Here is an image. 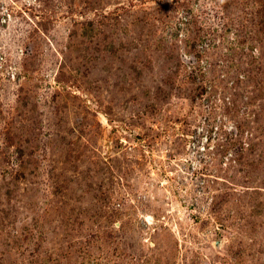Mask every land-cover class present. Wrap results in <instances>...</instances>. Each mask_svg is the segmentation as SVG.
<instances>
[{
    "label": "rangeland",
    "instance_id": "rangeland-1",
    "mask_svg": "<svg viewBox=\"0 0 264 264\" xmlns=\"http://www.w3.org/2000/svg\"><path fill=\"white\" fill-rule=\"evenodd\" d=\"M0 264H264V0H0Z\"/></svg>",
    "mask_w": 264,
    "mask_h": 264
},
{
    "label": "trees",
    "instance_id": "trees-1",
    "mask_svg": "<svg viewBox=\"0 0 264 264\" xmlns=\"http://www.w3.org/2000/svg\"><path fill=\"white\" fill-rule=\"evenodd\" d=\"M238 150H239V149H237V151H238ZM239 152H240V150H239ZM240 153H241V152H240ZM235 154L238 155L237 153H235ZM237 157H238V156H237ZM237 157H236V158H237ZM236 158H235V160H236Z\"/></svg>",
    "mask_w": 264,
    "mask_h": 264
}]
</instances>
